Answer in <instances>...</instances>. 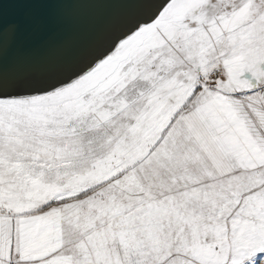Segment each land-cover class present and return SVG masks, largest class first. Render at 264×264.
Listing matches in <instances>:
<instances>
[{"label":"snow or ice","instance_id":"6c2138e0","mask_svg":"<svg viewBox=\"0 0 264 264\" xmlns=\"http://www.w3.org/2000/svg\"><path fill=\"white\" fill-rule=\"evenodd\" d=\"M0 264H264V0H0Z\"/></svg>","mask_w":264,"mask_h":264},{"label":"water","instance_id":"95a60500","mask_svg":"<svg viewBox=\"0 0 264 264\" xmlns=\"http://www.w3.org/2000/svg\"><path fill=\"white\" fill-rule=\"evenodd\" d=\"M106 19V15L103 12L89 11L80 14L77 17H70L68 24L72 26L75 24L80 30L86 29L91 23L102 22Z\"/></svg>","mask_w":264,"mask_h":264}]
</instances>
